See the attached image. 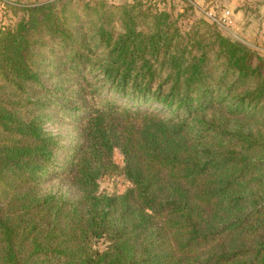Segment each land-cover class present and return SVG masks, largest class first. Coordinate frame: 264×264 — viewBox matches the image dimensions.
<instances>
[{"label":"trees","instance_id":"16d2710c","mask_svg":"<svg viewBox=\"0 0 264 264\" xmlns=\"http://www.w3.org/2000/svg\"><path fill=\"white\" fill-rule=\"evenodd\" d=\"M104 5L0 29V264H264V57L188 9L123 6L116 32ZM52 118L78 128L62 156Z\"/></svg>","mask_w":264,"mask_h":264},{"label":"rangeland","instance_id":"374dc122","mask_svg":"<svg viewBox=\"0 0 264 264\" xmlns=\"http://www.w3.org/2000/svg\"><path fill=\"white\" fill-rule=\"evenodd\" d=\"M46 1L56 0H0V29H4L7 25L16 22V16H14V10L20 9L23 6L33 5L34 3H43ZM83 3V5H90L92 18L97 21L98 17L102 13L101 4H105V11L111 12V18L107 28L113 29L116 32L123 31L122 25L119 21L120 9L123 6H135L141 4L143 10L150 9L151 13L154 12H166L170 13L173 9V15L175 13H182L184 9H188L186 13V23L189 27L192 26L197 20H204L208 24H213L212 20L208 18L209 13H213L216 19L224 11H227V5L225 0H74V3ZM245 7L255 9L256 22L254 25H260L259 30L253 32L251 29L243 32L231 19L232 25L230 28H223L222 30L229 35L232 39L238 41H245L246 46L257 52L264 57V0H245ZM190 7L192 10H189ZM119 11V12H118ZM254 9L252 11V14ZM174 17V16H173ZM98 23H100L98 21ZM105 23V25H107ZM147 25H139L137 30H142L145 33H151L153 31L151 22H147ZM220 26V25H219ZM188 27V28H189ZM42 129L44 133L53 136L57 139L59 145L62 147L58 152L59 156H62L68 149L77 146L78 144V128L70 121L61 120L58 121L55 118L47 121L43 124ZM115 161L119 165L121 164V158L118 154L115 155ZM100 191L111 195L113 193L122 194L127 188L128 184L122 178L104 177L99 181ZM47 190L55 193L65 195L67 198L72 196L71 191L61 181L54 182L51 186L47 187ZM98 249H102L103 245L98 244Z\"/></svg>","mask_w":264,"mask_h":264},{"label":"crops","instance_id":"0c3cea01","mask_svg":"<svg viewBox=\"0 0 264 264\" xmlns=\"http://www.w3.org/2000/svg\"><path fill=\"white\" fill-rule=\"evenodd\" d=\"M227 8L226 10L230 12L231 19L233 22L240 28L241 31L245 32L248 29L252 30L253 32H256L259 30L260 25H254V22H256V14H255V8L254 12L252 14L253 9H250V12L248 10V7H245V0H225ZM243 44H245V41H240ZM247 45V44H245Z\"/></svg>","mask_w":264,"mask_h":264},{"label":"built area","instance_id":"2783aa9c","mask_svg":"<svg viewBox=\"0 0 264 264\" xmlns=\"http://www.w3.org/2000/svg\"><path fill=\"white\" fill-rule=\"evenodd\" d=\"M217 16H215L213 13L208 14V18L212 20L213 23L222 26L223 28L227 27L230 28L232 25L231 22V14L229 11H224L220 14V16L216 19Z\"/></svg>","mask_w":264,"mask_h":264}]
</instances>
